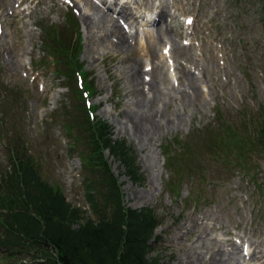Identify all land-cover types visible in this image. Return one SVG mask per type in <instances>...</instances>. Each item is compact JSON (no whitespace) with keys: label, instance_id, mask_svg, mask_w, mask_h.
<instances>
[{"label":"rangeland","instance_id":"rangeland-1","mask_svg":"<svg viewBox=\"0 0 264 264\" xmlns=\"http://www.w3.org/2000/svg\"><path fill=\"white\" fill-rule=\"evenodd\" d=\"M40 1L0 0V98L6 91L0 109L7 110L9 117L0 128V177L10 167L1 136L4 129L9 134L17 129L43 179L61 189L69 203L88 211L81 164L78 155H70L62 122L61 115L70 110H60L71 107L73 101L63 87L67 81L58 79L52 64L48 67L52 60L43 57L45 47L37 27L59 30L74 15L82 34L80 60L96 88L95 97L88 98L92 118L107 122L113 138L135 151L140 166L143 180L136 183L123 175L120 162L110 158L120 177L125 205L133 210L152 209L162 222L148 258L159 264H184V249L188 251L197 239L194 230L210 219V234L222 242L230 233L243 230L254 241L262 237L264 152L254 149L250 138L264 120V0H120L129 3L134 14L132 20L123 21L127 24L89 0L102 14L119 20L129 35H138L127 55L109 43L97 44L101 33L84 25L86 16L95 17L85 0ZM161 4L177 17V23L167 15L160 25L172 27L173 38L190 48L192 59L176 61L169 43L157 45V27H146ZM187 17L195 20L194 25H185ZM153 48L156 57L150 53ZM136 61L143 63L146 83L137 91L129 72ZM157 67L163 69L167 86L162 90L171 102L165 114L185 122L167 127L157 119L162 125L157 135L143 143L133 135L125 112L142 99L139 91L145 92V99L152 96L147 82ZM191 77L201 98L188 108L179 98L184 90L192 95L187 89ZM165 150L171 153V163ZM199 166L202 173L195 172ZM205 214L208 218L202 219ZM236 242L242 257L250 254L248 244L237 237ZM222 247L234 252L232 247ZM4 262L0 255V264Z\"/></svg>","mask_w":264,"mask_h":264},{"label":"trees","instance_id":"trees-1","mask_svg":"<svg viewBox=\"0 0 264 264\" xmlns=\"http://www.w3.org/2000/svg\"><path fill=\"white\" fill-rule=\"evenodd\" d=\"M61 46L55 53L67 47L65 42ZM73 51L66 59L76 62ZM72 69L77 71L74 65ZM73 128L75 141L86 142L80 156L90 214L45 182L32 156L18 146L0 177V250L15 264H159L147 258L159 223L155 213L124 206L119 180L104 156L109 149L126 175L140 182L133 150L124 141H114L109 126L87 116ZM258 136L264 147V123Z\"/></svg>","mask_w":264,"mask_h":264},{"label":"bare ground","instance_id":"bare-ground-1","mask_svg":"<svg viewBox=\"0 0 264 264\" xmlns=\"http://www.w3.org/2000/svg\"><path fill=\"white\" fill-rule=\"evenodd\" d=\"M87 5L91 7L94 11V16H86L84 19V25H86L88 30L94 29L101 33L97 38V44L109 43L111 48L120 51V54L127 55L134 47L135 44L132 42L137 41V35H129L123 29V27L118 24V22L110 18L107 14L101 13L100 9L85 0ZM119 0H115V4L118 5ZM40 3H44V0H41ZM167 6L161 4L157 17L154 20L155 23H161L165 19L167 13ZM120 16L122 20H129L133 18V13L131 8L124 3L120 9ZM157 27V45H162L164 42H168L171 45V55L172 57L180 62L182 60L192 59L191 50L189 47L181 45L177 39H173V29L172 28H162ZM115 38V42H113ZM155 48L153 51H150L152 56L156 57ZM13 58H17V53L12 52ZM131 74V83H133L135 90L137 91L138 87H143L146 85L143 77V63L141 61H136L129 71ZM150 75V80L147 82L149 94L152 96L148 99H145V92L139 91L142 99L138 100L128 110L125 112L126 122L130 125L133 135L137 139L143 141H150L158 133L157 128H159V122H163L167 127H177L185 122L181 117L172 115H166L164 109L169 107L171 102H168V95L162 90L163 86H167L165 83V74L163 69L159 67L154 68ZM133 87V88H134ZM198 84L193 77H191L187 84V89L192 91V95L186 90L180 95L179 100L183 101L184 107L192 105L195 107L196 103L200 100L201 96L199 95ZM177 92H175L176 94ZM171 99V98H170ZM175 116V117H174ZM162 125H160L161 127ZM144 143V142H143ZM151 186H155V181L150 182ZM205 214L202 219H207ZM211 220L208 223H202V226L196 232V242L191 245L190 249H184V258L182 262L184 264H264V235L259 237L257 241H254L250 234L243 230L240 234H229V239L222 242L217 237H213L209 232V226ZM198 222V219H196ZM189 228L188 224L184 225V230ZM215 225L212 226V231H215ZM229 233V232H227ZM236 237L239 238L243 243L248 244L252 250L248 257H242L238 252L241 250V245L236 242ZM210 240V243H209ZM222 246H229L234 249V252H229L227 249H224ZM222 247V248H221ZM250 257V258H249ZM252 261L253 263H250Z\"/></svg>","mask_w":264,"mask_h":264},{"label":"snow or ice","instance_id":"snow-or-ice-1","mask_svg":"<svg viewBox=\"0 0 264 264\" xmlns=\"http://www.w3.org/2000/svg\"><path fill=\"white\" fill-rule=\"evenodd\" d=\"M189 22H191V21H189Z\"/></svg>","mask_w":264,"mask_h":264}]
</instances>
